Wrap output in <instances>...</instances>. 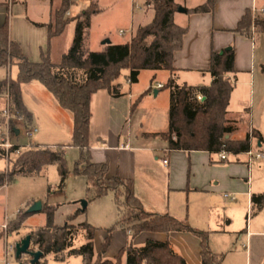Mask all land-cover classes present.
<instances>
[{
  "label": "trees",
  "instance_id": "16d2710c",
  "mask_svg": "<svg viewBox=\"0 0 264 264\" xmlns=\"http://www.w3.org/2000/svg\"><path fill=\"white\" fill-rule=\"evenodd\" d=\"M72 5L73 0H62L61 6L54 10L53 20L48 25L49 39L61 35L71 22L66 15ZM145 6L153 11V18L147 24L139 26L130 41L105 45L102 51H89L85 47L86 34L92 16L101 12L96 3H91L81 13V17L75 19L76 30L71 48L58 64L53 63L48 54H43L39 63L31 62L21 46L12 39L9 22L0 24V68H18L16 78L0 80V96L7 94L19 117L30 125L32 113L24 103L22 88L32 82L41 83L58 104L73 116L70 146L80 150L74 175L84 176L89 186L96 190L97 198L114 193L118 209V221L115 226L106 230L107 237L102 251L96 256L94 239L97 228L87 222L82 223L81 226L86 231L85 243L76 247L74 241L78 234L77 227L69 221L64 225H57L54 219L58 207L44 206L42 211L47 215L45 226L30 232L31 251L40 250L44 253L38 264H47L46 258L50 255L59 262L81 257L83 264H123L124 256L127 259L126 264H187L168 241L147 240L144 246H135L134 240L146 232L191 233L201 241V264H223L224 256L210 250V232L195 229L188 221H179L169 214L147 212L135 196L131 180L109 176L108 162L96 163L92 158V96L102 90L108 91L115 98L124 96L121 85L117 83L124 70L129 71L127 80L131 84L138 81L140 73L144 70L168 71L172 75L176 72L173 64L174 54L183 48L184 37L188 33V27L179 26L174 21L179 6L174 0H146ZM214 7L215 0H207L203 5L186 12L212 13ZM252 28L255 34L264 35V14H259L253 20L252 12L247 11L235 32L252 38ZM222 52H213L211 55L208 72L213 80L210 86L179 85L172 76L161 88L170 90L169 128L167 132L154 136L168 142L170 150L205 151L218 155L225 152L236 157L251 150V134L247 133L242 139L232 138V135L240 130L241 124L244 125L245 120L233 117L229 111L234 83L228 75L235 72L234 49H225ZM262 71L264 72V66ZM198 94L205 99L199 101ZM11 126L13 128V124ZM227 136L230 137L226 138ZM252 137L263 143L259 131L254 130ZM66 148L65 145L37 146L22 152L14 160H9L7 169L0 171V188L7 186L16 177L39 175L47 167L59 164V190L62 191L69 173L65 159ZM18 149L20 146L13 147L9 152L0 149V158L6 159ZM251 202L253 210L257 213L264 209V193L253 194ZM30 215L32 214L28 212L21 213L16 219H19L18 221L9 223L8 232L20 230ZM117 229L130 234L128 246L114 259H104L103 255L110 247L113 233Z\"/></svg>",
  "mask_w": 264,
  "mask_h": 264
},
{
  "label": "rangeland",
  "instance_id": "374dc122",
  "mask_svg": "<svg viewBox=\"0 0 264 264\" xmlns=\"http://www.w3.org/2000/svg\"><path fill=\"white\" fill-rule=\"evenodd\" d=\"M174 1L179 5L191 2V0ZM97 2L98 0H73V5L69 10L71 15L69 16L68 13L66 15V18L71 19V22L53 44L54 63H60L62 54L68 53L71 48L76 30L75 19L81 17L80 9L85 10L91 3ZM29 4L31 9L36 8L37 10L38 7L49 5V1L29 0ZM98 5L105 11L99 14L98 17H93V24L89 28L85 39L86 49L92 51H99L105 40H110L113 44H124L130 41L136 29L150 22L153 18V11L145 6V0H99ZM75 6L79 8H75ZM176 15L179 16V12ZM184 20L186 19L182 16L181 20L177 19L176 21L181 23ZM121 30L124 34H121ZM254 36L257 43V65L258 63L264 65V35L256 33ZM262 66L258 65L257 69L264 79ZM16 72V67L11 69L2 67L0 68V80L16 78ZM128 74L129 71L124 70L117 83L121 85V91L124 92L125 96L135 94L133 103L139 105L138 112L134 114V117L127 115L123 125L126 132L135 135L140 130L136 121L139 115L147 113L150 109L160 113L168 110L170 90H161V95L157 97L155 91L158 88H151V85L156 84L157 80H162L167 75L165 71L144 70L140 73L138 81L132 84L127 80ZM236 75L241 82L246 79L245 75L239 76V73H236ZM153 77H156V80L152 82ZM148 90H150L148 94L142 96V93ZM25 96L32 108L41 111L39 122L33 126L37 129V133L31 137L27 136L26 132L29 131L32 125H28L24 120L22 122L16 119L9 135L5 134V127L1 121V111L6 107L7 101L6 96L2 95V98H0V141L9 139L12 145L25 147L20 149L21 153L36 148L39 146L36 145L37 143L42 145H65L67 146L65 159L69 173L62 191L59 190L61 182V166L59 164L47 167L39 175L16 177L7 186L0 188V225H7L8 227L9 223L15 221L21 213L25 214L36 202L41 201L43 207L46 205L58 207L54 219L57 225L61 226L69 221L77 227L78 234L74 245L80 247L85 243L86 238V231L81 226L82 223L87 222L104 232L116 225L118 209L114 201V193L111 192L106 196L97 198L96 190L89 186L87 179L84 176L74 175L75 163L79 158L80 150L70 146L73 131L72 114L62 109L53 95L39 82L30 86L29 89L27 88ZM56 107L61 113H64V116H57L56 113H52L53 117L49 118V115L46 114L47 110L54 111ZM231 108L229 111L233 117H241L245 120L244 125L241 124L240 130L232 135V138L242 139L247 133L253 134L254 130L259 131L263 138V145L259 147V140L254 138L252 151L254 154L260 153L263 158L255 159V155L253 161L249 164V157L246 155L236 157L228 154L229 160L225 162L220 160L218 154L212 155L211 161L204 154L195 156L196 168L193 171L195 182L206 184L211 177L215 180L212 181V187L210 188L213 193L210 194L209 202L202 200L201 196L198 197L200 200L198 199L197 202L203 207L199 208L198 217L196 219L192 218L193 221L188 220V223L191 227L200 231L210 233L213 230L225 231L224 237L218 236L216 238L218 244L216 248L221 249L226 254L227 260H230L231 264H245L243 253L246 249L243 246L246 245V238L241 241L239 234L246 232L248 220L251 222L252 218H264V212L259 214V212L253 210L252 206L249 207L247 204L248 191L251 194L264 193V80L261 82L256 78L253 87L247 84H239L234 93ZM144 126L158 132H167L169 123L166 122V119L164 121L161 119L160 123L152 125V123L146 122ZM17 130H20L21 133L19 137H17ZM20 154L15 152L6 159L0 158V171L7 169L9 160H14ZM161 157H165L164 153L161 154ZM206 159H208V164ZM187 163L188 160L184 159L183 156H177L179 166L175 172L176 182L184 176V172H187ZM50 189L51 193H49ZM225 194L235 197V201L225 198ZM82 201L89 203L85 212L81 210ZM201 208L204 209L201 210ZM110 216L113 217L110 219ZM223 218H225L224 221H220ZM211 219L219 220L209 221ZM46 221L47 215L44 211H41L28 216L18 231L9 233L8 228L7 230L0 228V264H31V257L22 255L17 258L16 251H10V247L16 246L17 243L30 235L32 230L44 227ZM217 226H220L221 229H217ZM255 254V258L261 259L264 257V241L255 246ZM46 261L47 264H83L81 257H72L66 262H56L50 255L46 258Z\"/></svg>",
  "mask_w": 264,
  "mask_h": 264
},
{
  "label": "crops",
  "instance_id": "0c3cea01",
  "mask_svg": "<svg viewBox=\"0 0 264 264\" xmlns=\"http://www.w3.org/2000/svg\"><path fill=\"white\" fill-rule=\"evenodd\" d=\"M39 1H49V5L38 7L39 9L37 8L36 10V8L31 9L29 0H0V24L3 25L9 22L12 39L21 46L24 54L31 62H41L43 54H48L53 62L52 48L54 41L64 32L59 36L49 39L48 25L53 20L54 10L61 6L62 0ZM206 1L207 0H191L189 4L184 3L183 5H177L187 11L203 5ZM98 3L99 0L96 4L98 5ZM254 7L257 9H264V0H215V7L212 13L189 14L187 12H179L178 16L176 15L177 12L174 16L175 23L182 27H188V33L184 37L183 48L174 54L173 64L176 72L172 75L170 72L165 71L167 75H165L162 80H157L156 84L151 85V88H158V85L164 86L172 76L179 85L210 86L213 79L208 71L211 64L212 53H220L228 47H231L234 49L235 54V72L228 75L229 79L234 83V90L230 99V109L234 93L239 84H247L253 87L256 78L261 82L264 80L261 72L257 69L258 65L262 66L263 64L258 63L257 65V43L255 42V37L250 38L235 32L246 12H252ZM75 8L79 7L75 6ZM99 9L101 12L92 16L91 25L93 24V17H98L99 14L105 11L103 8L99 7ZM83 11L84 9H80V13ZM68 15L70 16L71 13L68 12ZM182 16L186 20L177 23L176 20H181ZM104 47L105 45L102 43V47L99 51L104 50ZM88 50L92 51L90 49ZM63 55L64 54H62V57ZM13 67L17 68V66ZM236 73H239V76H246L244 82H241ZM17 74L18 68L16 75ZM153 78L156 80V77ZM35 83L38 82L26 84L22 88L24 103L27 109L32 113V121L30 124L32 126H35L37 122H39L41 111L32 108L28 104L25 92L27 88L29 89L30 86ZM161 90L164 89L158 88V90H156L157 95L155 96H160ZM148 91L142 93V96L148 94ZM134 97L135 94H130L129 96L124 95L115 98L106 90L99 91L92 96L90 150L93 161L96 163L108 162L109 176H119L123 179L131 180L133 183V192L141 201L147 212L158 215L169 214L179 221H193L192 218L196 219L198 217L199 208L203 207L197 202L199 199L198 197L201 196L202 200H207L209 202L211 198L210 194L213 193L210 188L212 187V181L215 180L211 177L207 180L206 184H198L195 182L193 171L196 168V164L194 157L198 154H204L209 158V161H211V156L217 154H211L205 151L186 152L170 150L168 148V142L159 136H154V134L164 132H158L157 130H152L144 126L146 122L152 123V125L160 123L161 119L162 121L166 119V122L169 123L170 104L167 107L168 110L166 112L164 111V113L161 112L162 114L156 110L150 109L147 113L139 115L136 121L137 127H139L140 130L135 135L126 132L123 125L127 115L134 117V114L139 110V105L133 103ZM0 98H2V96H0ZM54 111L47 110L46 114L49 115V118L53 117V115H51L52 113H56L55 115L57 116H64V113H61L58 107L54 108ZM55 115L54 117H56ZM17 135V137H19L21 133L18 132ZM259 143L261 142L258 141V145ZM36 145L56 146L42 145L39 143ZM262 145L263 143H261L259 147H262ZM162 153H164L165 156L163 158L161 157ZM180 155L188 160V170L186 173L184 172V176L176 182L175 172L179 166L177 164V156ZM206 160L208 164V159ZM164 161H167V163H164ZM226 195L229 194H225V198H230L232 200L231 197H226ZM252 195L250 191L247 192V204L249 207L252 206ZM232 201L234 202L235 199ZM202 209L204 208H201V210ZM263 212L264 209L259 211V214ZM112 217L113 216H110V219ZM224 219L225 218L220 219V221H224ZM218 220L219 219H211L209 221ZM249 221L250 220H248L246 232L239 234V239L241 241L246 238V245L243 246L246 249L245 253H243L245 264H264V257L261 259L255 258V246L260 245V243L264 241V218L256 217L254 219L252 218L251 222ZM219 228L220 226H217V229ZM223 234H226L223 230H213L209 236V247L213 253L224 256L223 264H231L232 262L227 260L226 254H224L221 249L216 248L218 246L216 238H218V236L224 237ZM106 237L107 232L100 229L97 230L94 239L96 256L102 251V246ZM129 240L130 234L128 232L121 229L115 230L110 247L103 255V258L114 259L122 249L128 246ZM147 240L159 242L168 241L173 250L181 255L186 260L187 264H201V241L191 233L173 232L164 234L146 232L142 233L134 240V245L137 247L144 246ZM126 261V256H124L122 261L123 264H126Z\"/></svg>",
  "mask_w": 264,
  "mask_h": 264
},
{
  "label": "built area",
  "instance_id": "2783aa9c",
  "mask_svg": "<svg viewBox=\"0 0 264 264\" xmlns=\"http://www.w3.org/2000/svg\"><path fill=\"white\" fill-rule=\"evenodd\" d=\"M252 14H253V17L255 19L259 14H264V9H257L256 7H254V9L252 11ZM252 32H253V37L252 38H254V35H255L254 28H252ZM121 34H124V32L121 31ZM162 87H163V85H158L159 89L162 88ZM5 96H6V99H7V105L1 111V121H2V123L4 125V127H5V134L9 135L10 130H12V126L11 125L14 123V121L17 119V120L23 122V118L19 117L18 112L12 107V105L10 103V100H9V96L7 94ZM197 99L199 101H203L205 98L201 94H198L197 95ZM17 131L20 133V130H17ZM35 133H37V129L33 128V126H32V127H30L29 131L26 132V135L31 137ZM253 139L254 138L252 137V134H251V143H252ZM15 146H20V145H12L9 142V139L8 140L7 139H2L0 141V149L5 150L6 152H9V150L12 149ZM22 148H25V147L20 146V149H22ZM20 149H18L16 151V153L20 154L21 153ZM244 155L249 157V164H251V162L253 161V158H254L255 155H256L255 159L263 158V156L260 153L259 154H254L253 151H252V148H251V150L249 152H247ZM219 158L222 161H226V160H228V154L223 152V153L219 154ZM164 163H167V161H164ZM226 197H231V196L226 195ZM231 198H232V200L235 199L234 197H231ZM0 228L7 230V225H0ZM15 247H16L15 245L11 246L10 247V251H15Z\"/></svg>",
  "mask_w": 264,
  "mask_h": 264
},
{
  "label": "water",
  "instance_id": "95a60500",
  "mask_svg": "<svg viewBox=\"0 0 264 264\" xmlns=\"http://www.w3.org/2000/svg\"><path fill=\"white\" fill-rule=\"evenodd\" d=\"M178 12L180 13H184L186 12L185 9H183L182 7L178 8ZM104 45H110L111 41L110 40H105L103 42ZM226 50H231V47H228ZM223 52H221L222 54ZM155 95H157V91H155ZM18 134V131H16ZM226 138H229V136H227ZM261 145V143H259V146ZM88 206V202L87 201H82L81 202V210L85 211L87 209ZM43 209V203L41 201L36 202L29 210L28 213L30 214H34L37 212H41ZM15 251H16V256L17 258H20L22 255H28L29 257H31V264H38L41 259L44 256V253L41 252L40 250H36V251H31V236L28 235L26 236L25 239H23L21 242L16 244L15 247Z\"/></svg>",
  "mask_w": 264,
  "mask_h": 264
}]
</instances>
